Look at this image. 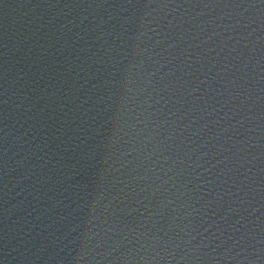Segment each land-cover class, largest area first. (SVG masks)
Segmentation results:
<instances>
[{"label": "water", "instance_id": "1", "mask_svg": "<svg viewBox=\"0 0 264 264\" xmlns=\"http://www.w3.org/2000/svg\"><path fill=\"white\" fill-rule=\"evenodd\" d=\"M0 264H264L261 0H0Z\"/></svg>", "mask_w": 264, "mask_h": 264}, {"label": "snow or ice", "instance_id": "2", "mask_svg": "<svg viewBox=\"0 0 264 264\" xmlns=\"http://www.w3.org/2000/svg\"><path fill=\"white\" fill-rule=\"evenodd\" d=\"M261 3L264 4V0H261Z\"/></svg>", "mask_w": 264, "mask_h": 264}]
</instances>
